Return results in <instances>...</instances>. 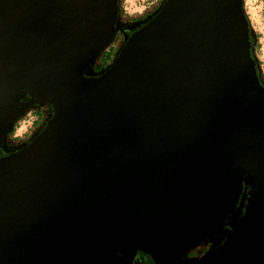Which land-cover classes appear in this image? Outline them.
Instances as JSON below:
<instances>
[{
  "label": "water",
  "instance_id": "1",
  "mask_svg": "<svg viewBox=\"0 0 264 264\" xmlns=\"http://www.w3.org/2000/svg\"><path fill=\"white\" fill-rule=\"evenodd\" d=\"M118 6L0 0V264H264V85L242 0H162L127 25Z\"/></svg>",
  "mask_w": 264,
  "mask_h": 264
},
{
  "label": "rangeland",
  "instance_id": "2",
  "mask_svg": "<svg viewBox=\"0 0 264 264\" xmlns=\"http://www.w3.org/2000/svg\"><path fill=\"white\" fill-rule=\"evenodd\" d=\"M157 1V2H156ZM160 0H122L121 6L122 9L125 11L126 14L131 15L127 18L129 20L135 19V16L141 15L144 12V9L155 8ZM156 2V3H155ZM243 2V10L248 17L249 23L252 29L258 34V43H259V51L258 57L262 62V68L264 69V0H242ZM120 38L118 34H116V38L114 37L113 41L106 47L102 53V57L110 58L114 55L119 47ZM37 110V109H36ZM35 109L30 110L26 115L25 118L19 123H17V127L15 130L16 134H20L24 129L27 127L29 122L32 119V116L29 114L36 115ZM41 111V109H38ZM42 113V112H41ZM43 120L46 117V114L42 113ZM39 121L35 123L37 127L39 125ZM19 142V140H17Z\"/></svg>",
  "mask_w": 264,
  "mask_h": 264
},
{
  "label": "trees",
  "instance_id": "3",
  "mask_svg": "<svg viewBox=\"0 0 264 264\" xmlns=\"http://www.w3.org/2000/svg\"><path fill=\"white\" fill-rule=\"evenodd\" d=\"M151 1H153V0H150V2ZM161 1L162 0L159 1L158 5L155 8H150L149 7L148 10H150V12L143 19H146L149 15H151L158 8V6L160 5ZM121 2H122V0H119L118 18L121 19V16H123V18L128 19L127 17L131 16V15H128V14L125 13V11L122 9ZM137 17H138V15L135 16V20L137 19ZM247 20H248V17H247ZM248 23H249V20H248ZM249 29H250V32H252L254 34V36H255L254 42H253V39L250 37V41L252 43V48H251L252 49V55H253V57L255 59V64H256V68L258 70L260 81L264 85V71H263V68H262V62L260 61V59L258 57V51H259L258 38H259V36L252 29L250 23H249ZM116 34H118V37L120 38L119 47H118L116 53L114 55H112L110 58H108V56L107 57H102V60H101V56H102V53H103L104 49L109 46V44L113 41L114 37L116 38ZM123 38L124 37L119 35V33L117 31L114 32L111 41L98 53V55H97V57H96V59H95V61L93 63V69L95 71H99V70L105 68L106 66H108L110 64V62L113 60V58L117 55L118 50H119V48H120V46H121V44L123 42ZM42 107L43 106H38V107L32 108V109H35V110L37 109L35 111L36 115L34 116L33 114H29L30 116H32L31 121L29 122L27 127L24 129V131H22L20 134H16L15 130H16V127H17V123H19V121L23 120L25 118V115L32 109L28 110L21 118H19V120H17L15 122L12 130L7 133V140H9L11 143L17 144V145H21L22 143H24L27 140H29L39 130V128L42 126V124H43V122L45 120V119L43 120L42 113L46 114L47 110H44ZM38 109H41V111L38 110ZM38 121H39L40 124L36 127L35 123H37ZM17 140H19V142H17ZM209 248H207V250H205L203 252V254L206 253L209 250ZM189 251H190V249L187 252V256H188ZM133 262H134L133 264H151L148 256H146L144 254L136 255L134 257V259H133Z\"/></svg>",
  "mask_w": 264,
  "mask_h": 264
},
{
  "label": "flooded vegetation",
  "instance_id": "4",
  "mask_svg": "<svg viewBox=\"0 0 264 264\" xmlns=\"http://www.w3.org/2000/svg\"><path fill=\"white\" fill-rule=\"evenodd\" d=\"M149 12H150V10H148V9H144V12L141 14V15H138V17H137V19L135 20V19H133V20H129V19H126V18H123V16H121V19H119V22L120 23H123L124 25H127V24H137V23H140V22H142L144 19L143 18H145L148 14H149ZM118 33H119V35H121L122 37H124V34H123V30H116ZM44 110H47V113H46V117L48 116V113H49V107L47 106V105H45V106H43L42 107ZM46 117H45V119H46ZM45 121V120H44ZM7 144H8V146L9 147H11V148H14V147H17V146H19V145H17V144H13V143H11L9 140H7ZM248 189V188H247ZM246 189V190H247ZM210 242L209 241H204V242H201V243H199V244H197L195 247H193L192 249H190V251H189V253H188V256H190V257H198V256H200V255H202L203 254V252L205 251V250H207V248H209L210 247ZM138 255V254H137ZM136 256V255H135ZM134 256V257H135ZM134 259V258H133ZM134 263V262H133ZM132 263V264H133Z\"/></svg>",
  "mask_w": 264,
  "mask_h": 264
},
{
  "label": "crops",
  "instance_id": "5",
  "mask_svg": "<svg viewBox=\"0 0 264 264\" xmlns=\"http://www.w3.org/2000/svg\"><path fill=\"white\" fill-rule=\"evenodd\" d=\"M263 71H264V69H263Z\"/></svg>",
  "mask_w": 264,
  "mask_h": 264
}]
</instances>
